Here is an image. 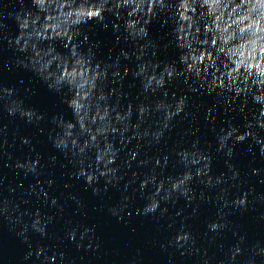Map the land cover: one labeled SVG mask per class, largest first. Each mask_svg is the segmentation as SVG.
I'll use <instances>...</instances> for the list:
<instances>
[{"label":"clouds","instance_id":"9594fccd","mask_svg":"<svg viewBox=\"0 0 264 264\" xmlns=\"http://www.w3.org/2000/svg\"><path fill=\"white\" fill-rule=\"evenodd\" d=\"M17 3L19 9L7 12V18L15 21L18 33L0 38L7 40L15 52L23 54V58L16 59V67L31 71L50 91L60 94L62 102L71 110V120H66L63 114L51 118L53 128L48 136L52 147L73 166L71 177L82 180L85 190L90 188L94 196H100L102 189L107 191L109 186H119L125 179L121 169L131 168L135 162L137 168L148 170L142 178L139 172H132L133 180L122 187L127 191L139 178L133 196L123 195L118 205L108 209L111 216L122 219L137 194L145 203L136 208V213L157 218L168 214V205L175 207L181 199L186 201V206L199 200L192 208L193 216L199 214L200 204L211 203L216 208V218L206 224L204 235L210 233L208 238L213 241L231 232L235 238L219 264H257V258L264 261V244L259 240L249 244L247 234H242L229 219L237 211H256L257 203L264 204V194L257 193L254 187L243 190L247 181L241 179L242 173L233 162L236 146L245 142H250L245 151L252 154V162H256L257 156L264 161V0H30V7L25 0H17ZM3 7L7 9L9 5L3 4ZM109 16L113 19L109 20ZM157 20L162 22V27L170 25V39L163 47L174 45L179 53L170 63L154 59L160 45L150 38V25ZM3 21L0 13V32L7 27ZM91 23L105 30L111 26L118 34L117 42L123 39L130 44L131 51L122 48L110 63L98 61L94 45L83 48L89 42L83 28ZM57 42L66 53L57 50ZM133 57L137 61L136 70L121 69V59L128 61ZM130 73L139 80V96L143 99L122 106L120 100L127 94L115 87L109 88V84H120L122 89V81ZM180 84L184 85L182 93H169L170 85ZM189 92L214 94L215 103L206 110L203 119L215 147L212 148L209 141L204 142L208 147H202L201 137L197 135L199 128H194L185 133L194 137L183 143L186 146H180L181 142L177 141L166 151H157L154 155L144 152L145 147L149 150L161 145L167 147L170 134L178 124L198 123L199 117L189 110L192 107ZM0 104L9 117L18 115L28 125H39L45 119L35 108L26 107L23 99L17 98L15 88L0 86ZM221 104L227 119L217 127L215 113ZM232 112L243 114L242 125L236 122V116L229 115ZM4 133L5 129L0 128V136ZM19 142L31 145L27 136L20 137ZM4 143L7 144V140ZM125 150L126 156L122 159L121 153ZM30 151L35 152L34 146ZM6 155L9 160L13 159L10 154ZM214 155L223 158L226 171L214 174ZM42 160L37 154L35 158L15 160L14 165L6 166H14L25 178L38 177L44 167ZM48 162L55 166L57 157L50 156ZM169 168L176 174H167ZM244 175L248 180L261 177L257 183L264 184V168L251 167ZM46 183L51 189L55 180L48 179ZM197 185L218 191L211 197L203 190L198 195ZM29 187V194H36V187ZM4 188L0 178V194ZM7 190L14 193L16 188L8 186ZM44 199L50 201L51 207L59 205V198L47 192ZM69 199L80 208L84 206L75 194ZM182 212L183 209H179L175 215ZM0 215L12 224L19 223L25 215L31 217V224L24 223L15 233L27 246L22 264L33 257L40 264H58V261L72 264L67 254L59 250V244L55 248L43 244L34 248L27 235L31 230L41 240L50 238L48 225L54 222L55 216L42 214L39 208L22 212L9 199L0 203ZM127 215L130 219L132 213L127 212ZM257 220L264 221V212L258 214ZM66 229L63 239L74 242L77 250H91L94 245L96 250L101 247L95 239V225L73 226L67 221ZM85 240L89 241L86 246ZM196 244L197 235L190 225L182 224L167 247L175 246L178 251L183 250L180 255L185 256L200 253ZM167 247L161 245L165 251ZM217 247L224 249L223 244ZM203 257V264H212L213 257L207 249Z\"/></svg>","mask_w":264,"mask_h":264},{"label":"water","instance_id":"95a60500","mask_svg":"<svg viewBox=\"0 0 264 264\" xmlns=\"http://www.w3.org/2000/svg\"><path fill=\"white\" fill-rule=\"evenodd\" d=\"M3 4L9 5V7L4 9ZM25 4L30 7V0H25ZM14 9H19L17 0H3L0 3V13L3 14V22L7 25L0 32V37L4 35L14 36L18 33L15 21L7 18V12ZM108 19L112 20L113 18L109 16ZM83 31L89 36V42L84 44L83 48L86 50L89 45H94L93 51L98 61L110 63L119 55L122 48L131 51L130 44L123 39L117 42L116 36L118 34L113 32L111 26L105 30L99 24L91 23L84 26ZM169 31L170 25L162 27V22L159 20L154 21L150 25V38L160 45L159 51L154 58L155 61L170 63L176 60L179 54L174 45L168 48L163 47L170 39ZM56 48L62 54L66 53V50L59 42H57ZM17 58H23V54L15 52L14 49L8 46L7 40L0 38V86L15 88L17 98L23 99L26 107L35 108L44 115L45 119L39 125H28L18 115L9 117L3 105L0 104V128L5 129V133L0 136V145H2L0 147V178L3 179L5 184L2 194H0V203L4 199H9L17 204L22 212H34L39 208L42 214L55 216L54 222L48 225L50 238L41 240L34 231L30 230L27 233L34 248L40 244L55 248L59 244V250L67 254L68 261H71L72 264H133V262H136V264H169V261H172V264H203L204 249H207L209 256L213 257L212 264H219V261L225 259L224 251L235 242V238L231 232L225 233L223 239L213 241L208 238L211 236L210 233L208 236L204 235L206 224L216 218V208L211 203L200 204L199 214L193 216L191 214L192 208L200 203L199 200L193 202L190 206H186V201L181 199L175 207L168 205V214L157 218L152 215L141 216L136 213V208L143 207L145 203L137 194L134 202H130L128 209L122 214V219L117 220L111 216L108 209L118 205L122 201L123 195L133 196V189L136 187L138 179L142 178L143 173L148 169L137 168L136 163L133 162L131 168L121 169L125 173V179L120 182L119 186L115 188L109 186L107 191L102 189L100 196H94L90 188L85 190L86 185L82 180L71 177V173L74 171L73 166L52 147L48 140L49 133L53 128L50 122L51 118L54 115L63 114L66 120H71V110L62 102L60 94L50 91L31 71L23 67H16L15 61ZM136 63L135 57L128 61L121 59V69L129 67L134 72ZM122 85L121 89L120 84H109V88L115 87L118 91L122 90L127 94L120 100L122 106H126L130 101L134 104L139 103L143 99V97L139 96L140 82L134 79L131 73L124 78ZM28 89H31V91L29 92ZM183 90L184 85L182 84L169 86L170 94L172 92L180 94ZM188 96L192 106L189 110L199 117L198 123L190 124L185 121L178 124L176 129L170 134L167 147L161 145L151 150L145 147L144 152L154 155L157 151L163 152L171 149L177 141L181 142L180 146H186L183 143L185 141L190 142L194 137L185 135V133L194 128H199L197 135L201 137L202 147H208L204 143L205 141H209L212 148L215 147V141L210 129L204 126L203 119L206 110L215 103L214 94L207 95L189 92ZM115 100L116 97H113V101ZM237 104H239V101H237ZM251 107L252 105H249V108ZM215 114L217 115L216 126H222L223 121L227 119L223 114L222 104L217 106ZM229 115L236 116L237 123L241 125L244 123L242 113L232 112ZM133 122H135V115ZM241 130L243 131V128ZM22 136L29 137L31 145H22L19 142V138ZM5 140H7V144L4 143ZM248 143L250 142L236 146V159L233 162L242 173L241 179L247 181L243 185V190L254 187L257 193L264 194V184L257 183L261 177H252L248 180L247 176L244 175L249 172L251 167L264 168V161L260 160L258 156L256 162H252V154L245 151ZM33 146L35 152L30 151ZM131 147L132 145H128V148ZM209 150L211 151V149ZM255 150L254 146L253 151ZM126 151L121 153L122 159L125 158ZM6 153L10 154L13 159L9 160ZM37 154L43 157L41 163L44 165L40 170L41 175L38 177L29 175L25 178L23 173L18 172L14 166H6L14 165L15 160L23 161L27 158H35ZM53 155L57 157L55 166L48 162V158ZM143 156L144 153L142 152L141 158ZM61 165H64V167H61ZM213 168L214 174L226 171L224 160L221 156L214 155ZM134 171L139 172L141 176L134 180L127 191H125L122 185L129 180H133L132 172ZM167 174L175 175L176 173L169 168ZM48 179L55 180V184L51 189L46 183ZM65 184H68L69 187L65 188ZM30 185L36 187V194H29L31 192ZM101 185H103V180H101ZM8 186L15 187L16 191L9 193L7 190ZM151 190L150 188L149 191ZM195 190L198 195L203 190L209 197L214 196L216 191H218V189H204L202 185H197ZM44 192H47L51 197H58L59 205L51 207L50 201L44 199ZM72 194H75L83 202L84 206L82 208L69 199ZM24 201H28V203ZM60 206H63V211H60ZM179 209H183V212L177 216L175 213ZM127 212L132 213L130 219ZM260 212H264V204L257 203L256 211L251 209L243 213L237 211L229 217L234 227L238 226L242 234H247L249 244L257 240L264 244V221L257 220ZM185 217H189V219L186 220ZM67 221H71L73 226L76 224H87L89 227L95 225V239L101 247L96 250L94 245L91 250H77L74 242L63 239L67 230ZM24 223L30 225L31 217L25 215L19 223L12 224L0 215V264H22L21 258L27 251V246L21 243V239L15 233L19 231ZM170 224L171 227H169ZM182 224L190 225L191 231L197 235L196 247L201 250L200 253L181 256L180 251L183 250L178 251L175 246L167 247L169 240L180 229ZM83 243L86 246L89 241L85 240ZM162 244L167 247V251L161 248ZM219 244H223L224 249L218 248L217 245ZM27 264H40V261L33 257ZM58 264H60L59 261ZM257 264H264V261L261 258H257Z\"/></svg>","mask_w":264,"mask_h":264}]
</instances>
